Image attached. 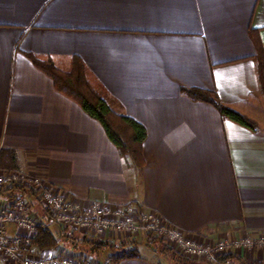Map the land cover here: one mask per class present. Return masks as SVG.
Listing matches in <instances>:
<instances>
[{
  "label": "crops",
  "instance_id": "1",
  "mask_svg": "<svg viewBox=\"0 0 264 264\" xmlns=\"http://www.w3.org/2000/svg\"><path fill=\"white\" fill-rule=\"evenodd\" d=\"M254 33L264 48V0H0V152L15 151L21 171L81 206L130 205L199 241L264 238ZM31 54L66 71L80 59L111 109L144 126L142 171ZM193 89L215 92L257 132L184 93ZM244 259L264 264V251ZM120 264L161 261L141 254Z\"/></svg>",
  "mask_w": 264,
  "mask_h": 264
},
{
  "label": "built area",
  "instance_id": "2",
  "mask_svg": "<svg viewBox=\"0 0 264 264\" xmlns=\"http://www.w3.org/2000/svg\"><path fill=\"white\" fill-rule=\"evenodd\" d=\"M15 185L27 187L46 212L36 211L26 195L14 193L7 196L4 189ZM8 226L16 234H8ZM55 226H69L83 235L101 240L138 239L153 237L164 242L177 254L189 260L217 264L219 257L264 251V238L223 240L208 242L196 240L184 231L170 226L161 216L145 213L133 206L112 209L100 202L81 206L47 180L19 170L0 169V264H113L112 257L102 260L72 259L63 252L38 250L33 240L40 232H49Z\"/></svg>",
  "mask_w": 264,
  "mask_h": 264
},
{
  "label": "trees",
  "instance_id": "3",
  "mask_svg": "<svg viewBox=\"0 0 264 264\" xmlns=\"http://www.w3.org/2000/svg\"><path fill=\"white\" fill-rule=\"evenodd\" d=\"M253 40L257 50L255 60L261 92L264 95V48L257 34H253ZM30 59L35 66L45 72L54 82L56 89L67 97L76 101L85 112L93 119L99 121L104 127L111 141L117 146L120 154L128 158L135 169L142 171L145 167L144 143L147 131L134 119L114 112L101 92L93 85L89 78V72L80 59H75L69 71L57 67L49 57L31 54ZM184 93L194 101L205 102L214 106L224 119L231 120L243 127L257 132V124L248 117L232 110L223 104L215 92L205 90H184ZM0 169L13 171L19 170L18 157L15 151L3 149L0 152ZM7 196L14 193L27 195V187L15 185L3 190ZM33 196H36L33 193ZM36 211L46 212L40 204H34ZM38 250H58L65 247L73 252L81 253L85 258L102 260L106 256L112 257L113 264H120L124 259H139V246L144 244L167 264H205L189 260L177 254L171 247L156 238L147 236L143 242L136 239L101 240L81 234L72 230L69 226H61L59 231L53 229L49 232H40L33 240ZM217 264H250L244 258L236 255L219 257ZM257 264V263H253Z\"/></svg>",
  "mask_w": 264,
  "mask_h": 264
},
{
  "label": "rangeland",
  "instance_id": "4",
  "mask_svg": "<svg viewBox=\"0 0 264 264\" xmlns=\"http://www.w3.org/2000/svg\"><path fill=\"white\" fill-rule=\"evenodd\" d=\"M3 170V169H1ZM7 171V170H5ZM26 199L30 202H33L35 200V198L33 196H30V195H26ZM54 228L56 229H59L60 226H55ZM53 228V229H54ZM144 239V238H143ZM140 248V247H139ZM139 250V253L140 254H144V255H147L148 257L154 259V260H158L159 262L161 261V264H167L163 259H161L160 257H157L156 254L148 247L146 246H142ZM82 260V259H81Z\"/></svg>",
  "mask_w": 264,
  "mask_h": 264
}]
</instances>
